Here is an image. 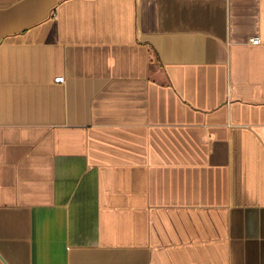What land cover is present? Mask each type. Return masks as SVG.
<instances>
[{
	"label": "crops",
	"instance_id": "0c3cea01",
	"mask_svg": "<svg viewBox=\"0 0 264 264\" xmlns=\"http://www.w3.org/2000/svg\"><path fill=\"white\" fill-rule=\"evenodd\" d=\"M0 264H264V0H0Z\"/></svg>",
	"mask_w": 264,
	"mask_h": 264
},
{
	"label": "built area",
	"instance_id": "2783aa9c",
	"mask_svg": "<svg viewBox=\"0 0 264 264\" xmlns=\"http://www.w3.org/2000/svg\"><path fill=\"white\" fill-rule=\"evenodd\" d=\"M250 44H252V45H260L261 44V39L259 37L251 38Z\"/></svg>",
	"mask_w": 264,
	"mask_h": 264
}]
</instances>
